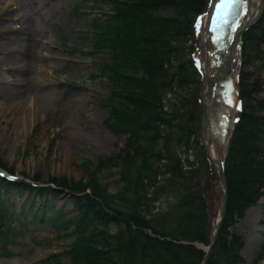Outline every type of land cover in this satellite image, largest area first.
<instances>
[{"label": "trees", "instance_id": "16d2710c", "mask_svg": "<svg viewBox=\"0 0 264 264\" xmlns=\"http://www.w3.org/2000/svg\"><path fill=\"white\" fill-rule=\"evenodd\" d=\"M206 3L207 0H111L112 15L106 16L104 24H99L102 19L98 20L91 42L95 51H104L108 56L106 79L116 103L110 104L105 125L111 131L129 135L125 149L116 156L99 157L87 183L81 180L68 186L67 182L53 178L52 187H34L0 177V190L28 192L30 207L33 197L41 202L42 206L32 213L34 219L41 221L57 213L48 208L52 200L60 197V188L66 190L63 200L76 213L62 226L63 229L73 226L67 233L73 242L63 253L69 259L68 264H199L203 252L185 243L207 245L209 217L205 195L212 186L208 183V188H202L200 179L207 174L208 166L204 160L205 174L197 170L185 173L169 153L170 141L186 148L199 145L193 139L196 117L185 109L187 102L178 98L165 111L164 100L169 93L176 95L190 84L189 77L196 75L191 61L188 67L180 62L178 44L192 33L193 18L203 12ZM163 10L173 15L157 14ZM262 47L264 8L259 21L242 36L240 55L247 59L244 67L251 55L254 59L259 57ZM240 72L241 69L237 79L240 109L227 142L224 165L228 204L208 264H246L240 256L243 234L229 228L264 198V100L256 99L262 89L249 75ZM172 129L176 130L174 136ZM159 141L164 149H157ZM198 155L202 157L203 153ZM136 159L140 161L135 177L137 189L144 187V179L155 185L151 175L155 177L160 170L168 173L164 184L156 189V195L169 193L175 197V204L166 212L146 213L140 197L135 204L127 201L130 205L121 210L110 199L106 185L97 179L101 172H108L118 162L121 179L128 180L129 167ZM162 160L165 164H161ZM0 167L5 166L0 163ZM130 195L133 196L131 192ZM6 210L10 216V210ZM110 225L119 228L109 234ZM0 255L10 256L5 252ZM263 258L264 251L252 264Z\"/></svg>", "mask_w": 264, "mask_h": 264}, {"label": "rangeland", "instance_id": "374dc122", "mask_svg": "<svg viewBox=\"0 0 264 264\" xmlns=\"http://www.w3.org/2000/svg\"><path fill=\"white\" fill-rule=\"evenodd\" d=\"M108 12L107 0H0V163L18 181L43 186L50 185L53 178L67 182L68 186L81 180L87 183L99 157L116 156L125 148L129 135L111 131L105 125L109 106L116 100L112 99V88L106 79L107 53L95 51L91 42L96 27L93 18ZM158 14L173 15L165 11ZM178 45L180 62L190 66L191 55L199 51L197 32L189 34ZM252 56L245 67L247 59L239 58L240 74L245 73L251 81L258 82L262 91L256 94V99L264 100V48L258 58ZM189 78L190 84L170 100L179 98L187 102L185 109L199 120L200 105L196 99L202 79L197 73ZM165 110L168 111L166 103ZM224 121L226 128V117ZM171 134L174 136L176 130L172 129ZM168 143L173 157L184 150L175 141ZM161 148L164 149L159 141L157 149ZM191 148L188 152L197 153ZM198 163L197 171L205 174L201 158ZM139 166L140 161L136 159L129 167L128 180H122L121 168L116 162L97 179L106 184L107 194L121 210L130 205L128 202L135 204L139 197L146 213L164 210L172 198L161 193L157 205L152 204L155 189L145 181L150 179H144L143 188H135ZM162 172L155 177L151 175L152 180H163ZM208 179L205 175L200 181L202 188H208V183L212 185L213 180ZM60 191V197L52 200L48 208L57 213L41 222L32 217L42 206L37 198L33 197L30 207L27 206L28 192L0 190V253L10 255L0 257V264L69 263L63 253L71 243L67 233L73 227L63 229L62 226L76 213L63 200L66 190L60 188ZM205 197L208 213L213 218L219 200L214 182ZM263 206L264 198H261L245 212L242 220L229 228L243 234L240 256L246 264H252L264 251ZM7 208L12 212L10 216L4 211ZM118 228L111 225L108 233L113 234ZM53 255L58 256L53 259ZM256 264H264V258Z\"/></svg>", "mask_w": 264, "mask_h": 264}, {"label": "water", "instance_id": "95a60500", "mask_svg": "<svg viewBox=\"0 0 264 264\" xmlns=\"http://www.w3.org/2000/svg\"><path fill=\"white\" fill-rule=\"evenodd\" d=\"M263 9V0H259L258 4V13L256 16L252 17L247 24H244L234 36L231 37L230 43L227 45L224 42H221L220 34L216 32V26H212L210 30H207V27L204 29V32L210 33L212 38V42L214 43L215 50L213 51L212 58H216L224 49L225 54V66L220 65L219 63L213 64L214 67L206 66L203 70L204 72V83L200 92L198 93V98L201 101V120H200V129L199 136L201 139L202 147L207 154L210 166L213 170L214 177L217 181V186L219 188V206L216 212V216L211 221V228L209 231L207 246H203L202 244H192L193 246L201 249L204 253L199 264H208L213 247L216 243L218 237V231L221 227L223 218L227 209V183L224 175V161L226 157V142L227 138L224 139L222 144L221 151L217 148L213 134L217 127V120L223 111L224 105L228 99L229 91H230V79H231V62L236 56V49L239 48V44L241 42L242 34L251 26L253 23L259 18ZM210 31V32H209ZM201 59L205 60V47L206 43L201 44ZM227 46V48H226ZM221 47V49L219 48ZM239 51V49H238ZM223 52V53H224ZM215 53V55H214ZM217 54V55H216ZM214 55V56H213ZM213 75V83L210 85L209 77ZM210 95H214L216 97L220 96L217 102V106L214 111L211 110V106L206 102L209 99ZM227 137V136H226ZM211 153H214L215 157L220 153V158L217 159L211 157Z\"/></svg>", "mask_w": 264, "mask_h": 264}, {"label": "bare ground", "instance_id": "6f19581e", "mask_svg": "<svg viewBox=\"0 0 264 264\" xmlns=\"http://www.w3.org/2000/svg\"><path fill=\"white\" fill-rule=\"evenodd\" d=\"M248 1H253V4H254V3L256 4V2H257V0H248ZM242 4H243V6H245V4H246V0H243V1H242ZM255 9H256V8H254V11H255ZM238 16H239V14L237 15V17L233 16V18H234V20H233V24H241L242 21L239 20V17H238ZM206 39H208L207 36H206V34H205L204 32H202V33L200 34V41H201V42H205ZM26 40H29V37H26ZM205 49H206V47H205ZM214 60H215V59L213 58V62H214ZM208 61H209V60H208ZM232 67H233V66H231V68H232ZM206 102L209 103L210 106H212V105L214 106V102H213L212 99H207ZM0 111H1V108H0ZM211 155H212V156H215L214 153H211Z\"/></svg>", "mask_w": 264, "mask_h": 264}]
</instances>
